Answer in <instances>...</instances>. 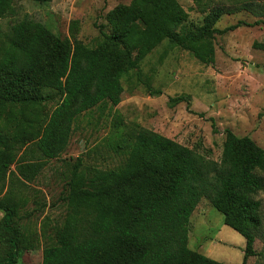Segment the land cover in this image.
I'll return each mask as SVG.
<instances>
[{"label":"trees","instance_id":"obj_1","mask_svg":"<svg viewBox=\"0 0 264 264\" xmlns=\"http://www.w3.org/2000/svg\"><path fill=\"white\" fill-rule=\"evenodd\" d=\"M16 1L51 2L0 0V19L13 16ZM194 4L202 15L195 26L176 0L115 5L104 14L105 31L93 47L61 39L26 16L9 26L0 45V264H17L38 237L45 240L40 264H222L187 247L189 217L201 198L243 237L240 264L264 258L253 247L263 222L264 149L228 129L213 161L116 118L99 143L100 164L87 162L97 147L62 160L58 199L64 210L48 233L20 223L28 185L65 151L77 118L116 106L121 77L161 42L211 64L214 35L264 25L255 20L218 30L220 17L237 9ZM253 47L264 52V43ZM143 86L149 96L161 94ZM188 101L185 94L168 98L170 106ZM110 160L115 163L103 164Z\"/></svg>","mask_w":264,"mask_h":264},{"label":"rangeland","instance_id":"obj_2","mask_svg":"<svg viewBox=\"0 0 264 264\" xmlns=\"http://www.w3.org/2000/svg\"><path fill=\"white\" fill-rule=\"evenodd\" d=\"M129 1L51 0L48 4L16 1L13 16L0 19V45L5 41L9 26L26 16L61 39L93 47L100 40L99 31H105L104 14L115 5ZM176 1L186 12L188 24H200L202 15L194 0ZM201 1L237 9L220 17L215 24L218 30L237 22L264 21V0ZM248 3V9L241 7ZM253 43H264V25H241L216 34L213 62L200 64L187 52L161 42L140 61L137 70L121 77L122 92L116 106H105L101 113L93 109L77 118L65 151L58 160L49 161L28 185L25 191L28 201L19 213L21 225L38 234L42 229L46 234L61 218L64 209L58 197L62 187V160L72 161L97 147L96 153H91L86 160L100 164L98 154L104 152L99 143L108 135L110 122L116 118L125 126L138 125L193 148L213 161L219 158L225 129L237 137H249L264 149V52L255 49ZM144 83L161 94L149 96ZM181 94L189 96L188 105L185 102L168 104L169 97ZM54 104L55 101L48 103L45 109L51 110ZM114 163L110 160L103 164ZM259 198L263 222L253 247L264 255V193ZM42 204L44 207L38 209ZM44 244L45 240L38 237L36 248L24 252L17 264H40ZM243 245V237L224 224L222 215L208 199L201 198L189 217L187 247L222 264H240ZM247 264H264V258H248Z\"/></svg>","mask_w":264,"mask_h":264}]
</instances>
